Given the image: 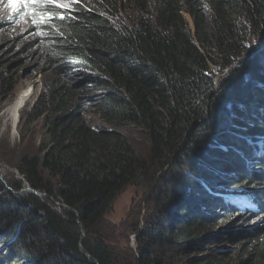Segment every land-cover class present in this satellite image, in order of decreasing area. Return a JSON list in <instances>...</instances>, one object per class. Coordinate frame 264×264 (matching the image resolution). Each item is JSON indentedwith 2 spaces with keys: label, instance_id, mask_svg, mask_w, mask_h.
Wrapping results in <instances>:
<instances>
[{
  "label": "trees",
  "instance_id": "trees-1",
  "mask_svg": "<svg viewBox=\"0 0 264 264\" xmlns=\"http://www.w3.org/2000/svg\"><path fill=\"white\" fill-rule=\"evenodd\" d=\"M49 11L20 31L18 15L0 21V100L35 71L30 53L43 52L51 71L28 120H44L48 142L17 164L46 199L0 183L2 242L27 264H121L96 230L121 193L160 169L175 206L154 198L127 264H230L219 245L235 233L249 244L231 264H264V0H78L64 19ZM212 66L230 69L220 84ZM128 127L150 140L154 163L120 133ZM238 190L246 203L224 197ZM216 221L251 225L214 233Z\"/></svg>",
  "mask_w": 264,
  "mask_h": 264
},
{
  "label": "rangeland",
  "instance_id": "rangeland-1",
  "mask_svg": "<svg viewBox=\"0 0 264 264\" xmlns=\"http://www.w3.org/2000/svg\"><path fill=\"white\" fill-rule=\"evenodd\" d=\"M49 7V6H48ZM0 14V21H1ZM26 22L25 17L23 19H17V27L14 29L20 31ZM26 31V29H24ZM23 34V32L17 33V35ZM16 36V35H15ZM26 36L27 37H30ZM3 39L0 36V40ZM258 45V44H257ZM264 49V44L260 50ZM30 62L27 63L28 68H35V71L30 73L29 71L24 70L22 72V77L18 82L16 89L9 94L6 98L0 100V183L11 192L12 196H17L19 194H36L43 202L46 199L44 193L33 192V188L26 181V179L19 173L17 170V164L25 156H39L42 151V148L45 147L48 142L47 129L44 126V120L40 119L38 122L29 124V114L31 113L32 107L34 106L37 98L43 93L44 78L51 75L48 65L45 62V55L43 52L36 54L34 52L29 55ZM216 74L215 82L220 84L222 78L228 75L230 69L225 72H220V68L212 66ZM32 89L31 98L26 103L25 107L20 113V120L18 126H14L12 120L10 119L9 109L13 105L17 94L22 90ZM85 116L94 124V125H103V119L101 115L94 110L88 111ZM232 137H235L233 131H231ZM125 137H127L135 146L137 151V156L144 158L147 165L154 163L153 160H149L150 153L152 151V145L148 138H146L141 131L128 127L126 129L120 130ZM255 143L260 144V141H255ZM149 157V158H148ZM257 158V157H256ZM253 161V160H252ZM260 166L256 164L253 166V169L257 170ZM160 170V169H159ZM159 170H151V177L146 181H140L135 185L129 187L125 192L121 193L117 198L113 208L109 212L108 216L105 218L104 223L96 231L102 236V240L107 243L108 247L112 251L111 259L116 261L120 258L122 261L121 264L132 263L129 261L126 255L131 254L132 257L138 256V246H137V236L135 235V228L143 229L147 220L155 211V200L154 198L159 197V204L167 203L166 205L175 206L174 197L171 200L173 194L172 191L169 192L165 189L164 183L169 182L171 178V173L165 178L160 179ZM160 179L161 181H158ZM20 181L23 182V188L20 192H17L15 186H19ZM160 183V184H159ZM18 184V185H16ZM238 183L236 180H227V187L234 188L237 187ZM30 188L29 191L26 189ZM165 192H163V191ZM170 190V189H169ZM31 192V193H30ZM241 190L230 191L228 195L224 196L227 199H231L235 202L241 200V202L246 203L245 197ZM10 194V195H11ZM9 195V196H10ZM242 195V196H241ZM180 196L178 195L177 198ZM242 197V198H239ZM151 198L153 202L151 201ZM170 198V199H169ZM169 199V202H168ZM171 200V201H170ZM240 203V202H239ZM180 204V203H179ZM241 204V203H240ZM54 208L58 213H63V205L50 201L48 204ZM12 209L16 210L18 208L13 207ZM19 210V209H18ZM222 214L220 210L217 212ZM264 219V215H260L256 222H260ZM233 221L229 223H224V221L214 222L215 232L214 233H229L227 231L234 233V228L244 229L251 224L243 223L242 221L232 224ZM260 225V223H259ZM236 234V233H235ZM230 235V240L228 242H222L219 247L222 249L229 250L233 256L231 257L229 263L234 262L233 257H240L241 249L245 245L249 244L246 237H243L240 241L238 238ZM83 239H85L86 234L83 231ZM218 241V240H217ZM10 243L2 242L0 236V252L3 255H7L4 259L0 257V264H10L5 261L7 258H16V264H27L24 256H21L18 251H13L12 246H8ZM205 247L209 250L212 247V244H206ZM81 249L83 247H80ZM12 250V251H10ZM10 251V252H9ZM81 252H84V250ZM206 253V252H205ZM2 256V255H0ZM89 259V254H85ZM118 256V257H113ZM201 257V256H199ZM246 258V257H244ZM12 261V260H11ZM241 261V257H240ZM97 264V262L94 261Z\"/></svg>",
  "mask_w": 264,
  "mask_h": 264
},
{
  "label": "snow or ice",
  "instance_id": "snow-or-ice-1",
  "mask_svg": "<svg viewBox=\"0 0 264 264\" xmlns=\"http://www.w3.org/2000/svg\"><path fill=\"white\" fill-rule=\"evenodd\" d=\"M78 2V0H7V6L11 8L13 12H19L23 9L21 13V19L25 16H35L38 7H48L54 9H64L65 11H70L72 4ZM47 18L52 19V13L49 11L47 13ZM57 18L64 19V13H57ZM43 19V17H41ZM33 24L39 26L36 19H33Z\"/></svg>",
  "mask_w": 264,
  "mask_h": 264
},
{
  "label": "bare ground",
  "instance_id": "bare-ground-1",
  "mask_svg": "<svg viewBox=\"0 0 264 264\" xmlns=\"http://www.w3.org/2000/svg\"><path fill=\"white\" fill-rule=\"evenodd\" d=\"M32 92H33V90L29 89V88L19 92L17 94V97H16L13 105L11 106V108L8 111L9 115H10V119L12 120V123L15 127L18 126V124H19L20 113H21L22 109L25 107L26 103L31 98Z\"/></svg>",
  "mask_w": 264,
  "mask_h": 264
},
{
  "label": "clouds",
  "instance_id": "clouds-1",
  "mask_svg": "<svg viewBox=\"0 0 264 264\" xmlns=\"http://www.w3.org/2000/svg\"><path fill=\"white\" fill-rule=\"evenodd\" d=\"M48 8H51V7L49 6V7H42V8L41 7H38L37 8V11H36V14L35 15H37L39 17V20L41 21V23H43L42 20H44V19L47 18V13H48L47 12V9ZM52 9H54V8H52ZM21 10H23V9H20V11ZM55 10L56 11H59V12H62V13H65V10L64 9H55ZM21 13L22 12H20V14H16L15 12H13L11 10V8L7 6V0H0V14H1V16L5 15V14L7 15V22L11 21L16 15H18V17H21ZM28 17L29 16H25V20ZM41 17H43V19H41ZM33 26L36 28V24H33ZM37 33L38 34H44V32H38V31H37ZM256 211H258V210L256 209Z\"/></svg>",
  "mask_w": 264,
  "mask_h": 264
},
{
  "label": "water",
  "instance_id": "water-1",
  "mask_svg": "<svg viewBox=\"0 0 264 264\" xmlns=\"http://www.w3.org/2000/svg\"><path fill=\"white\" fill-rule=\"evenodd\" d=\"M30 190V188H28V189H26V191H29ZM33 192H35L36 193V191L35 190H33ZM36 195V194H35ZM37 196V195H36ZM46 196V195H45ZM64 208H65V206H63ZM82 251H83V248L81 249Z\"/></svg>",
  "mask_w": 264,
  "mask_h": 264
}]
</instances>
